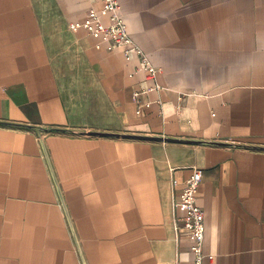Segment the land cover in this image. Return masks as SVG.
<instances>
[{
	"label": "crops",
	"instance_id": "obj_1",
	"mask_svg": "<svg viewBox=\"0 0 264 264\" xmlns=\"http://www.w3.org/2000/svg\"><path fill=\"white\" fill-rule=\"evenodd\" d=\"M119 3L155 81L71 28L108 23L102 0H0V264L187 262L172 199L195 167L204 264H264V0Z\"/></svg>",
	"mask_w": 264,
	"mask_h": 264
},
{
	"label": "built area",
	"instance_id": "obj_2",
	"mask_svg": "<svg viewBox=\"0 0 264 264\" xmlns=\"http://www.w3.org/2000/svg\"><path fill=\"white\" fill-rule=\"evenodd\" d=\"M102 13L107 15L109 21L105 23L101 15L96 11H90L83 22L71 24L72 29L84 27L88 33L101 36V41L107 44L109 51H121L127 61L138 57L141 68L145 71L147 79L155 81L158 68L155 67L144 50L131 38L128 25L121 13L119 0H102ZM158 88V85L148 90ZM141 91H135L137 98ZM140 110H138L139 112ZM203 180V171L193 168L191 175L184 181V187L172 199V221L174 230L179 239L181 235L188 236L192 242L188 247L191 259L187 262L177 261L176 264H204L205 252V213L198 204V193ZM178 180L172 178V186L175 188Z\"/></svg>",
	"mask_w": 264,
	"mask_h": 264
},
{
	"label": "water",
	"instance_id": "obj_3",
	"mask_svg": "<svg viewBox=\"0 0 264 264\" xmlns=\"http://www.w3.org/2000/svg\"><path fill=\"white\" fill-rule=\"evenodd\" d=\"M88 135H95V136H107V137H115V138H128V139H139V140H154V141H168V142H183V143H192V144H213V145H233L232 143H225V142H216V141H200V140H191V139H178V138H171V137H162V136H152V135H137V134H126V133H115V132H98V131H89L87 132ZM42 147L44 149L45 155L49 161L48 153L46 151L44 142L41 141ZM252 147V146H251ZM50 164V162H49ZM51 166V164H50ZM55 176V175H54ZM56 182L57 189L59 191L63 206L65 207L63 198L61 196L60 188L57 184V181L54 177Z\"/></svg>",
	"mask_w": 264,
	"mask_h": 264
}]
</instances>
